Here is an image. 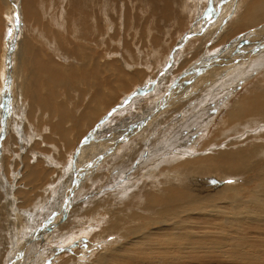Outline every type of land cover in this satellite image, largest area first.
I'll list each match as a JSON object with an SVG mask.
<instances>
[{
	"label": "bare ground",
	"instance_id": "1",
	"mask_svg": "<svg viewBox=\"0 0 264 264\" xmlns=\"http://www.w3.org/2000/svg\"><path fill=\"white\" fill-rule=\"evenodd\" d=\"M74 1L80 3V8L76 5L73 6L71 0H60L62 9L60 14L56 15L53 11L55 8H52V2L50 1L47 4L46 0H21L20 4V0H12L10 3L9 0H0V55L2 52L0 88L2 73L5 76L9 72L11 79H13L10 92L22 96L21 107L16 104L22 110L17 112L18 115L13 114L15 117L14 123L16 124L13 123V131L10 132L12 133L10 150L12 147L14 148L18 141L16 140L17 135L22 134L25 128L29 127L32 120L34 121V125H32L35 126V131L32 125L29 128L31 138H35L33 144L29 147V144H20L23 151L21 156L23 166L20 169L22 170V177L17 180V188L13 186L21 195V205L26 210L23 211L27 215L28 221H31V223L34 221L35 226L32 228L40 232L41 228L43 229L45 226H41L45 223V218L49 217L48 215L52 212L55 214V212L57 213L56 210L61 209L64 211L63 215L66 216V219L64 220L63 215L59 214L63 217L64 222L63 224L57 222L61 225L54 231L51 230L53 232L49 237L51 238L56 234L57 241L63 238L66 239L67 236L65 235H74L83 226L86 229H92L95 224L101 226L106 224L108 227L106 225V228L101 227L104 235L107 232H113L115 228L119 232V236H122L120 238L122 240L118 242L111 240L104 247V250L102 249L96 256L94 255L93 262L89 264H208L220 261V259H225L227 264L230 258L240 259V254L246 253L242 249L245 247L235 242H222V240L232 241L234 234L244 231L246 228L257 227L261 229L264 227V143L260 138L261 133L262 137L264 136V129L262 127L263 130L259 129L253 132L255 126L264 125V87L256 86L260 81L256 85L250 82L254 76L264 71V54L260 56L254 54L258 58L253 57L255 58L254 61L251 64L249 63V66L247 64V68L240 71L237 74L238 76L234 74L236 78L229 80L227 78V81L220 85L215 83V86L217 85L215 89L214 87L209 89L210 86L206 87V93L203 92L205 96L199 97L198 94L201 93V89L198 90L200 92L196 94L198 98L193 97L194 105L188 99L189 102L176 106L173 112L161 117L158 121L156 120V123L151 126V130L148 132L149 136L147 135V138L143 137L144 139L138 142L136 140L131 141L130 144L122 145L121 151L129 145L136 150L139 149V161L135 155L136 150H132L133 155L129 161L130 168L132 167L131 162L135 163L136 168L133 167L131 170H134L135 173L139 170L138 175H142L140 170L146 162L152 163L145 167H149V169H146V178L144 184L139 187V191H131L124 197L128 204H135L141 212L118 211L114 208L117 207L116 205L121 204L122 200H117L115 205L107 196L91 194L89 190L93 183L100 178L99 174L96 173H92L83 184L82 188L85 192L82 195L76 198L69 196L55 205L53 204L55 202L53 198L56 187L60 186L59 178L64 173H67L69 177L71 176L68 171L63 170H71L75 164L73 159H77L90 149L92 150L91 147L88 150L87 143L96 135L106 118L112 116L113 112L109 113L110 110L120 102L122 103L124 98H128L127 96L135 92L134 90L139 85L145 84L150 77H156L161 65L167 59L169 49L183 30L180 29V22L176 24L175 18L180 15L184 21H188L187 17H191L186 16V10H181L180 0H139V11L149 13L152 21L156 19V14H161L168 21L163 30H158L154 35L147 36V23L139 24L132 20V10L136 7L128 8L131 12L129 20H121L124 25L122 37L124 40L134 37L132 42L139 44V51H142L141 57L145 61V66L139 67L136 63L139 56L135 55L134 51L124 50L125 44H122L121 48L110 47V49L105 50L107 45L112 42L117 43L120 39L117 35L113 36L110 31L113 29L108 27L109 18L112 20L111 11L114 10V5H111L109 0ZM133 2L134 0H129V4ZM99 5L101 9L98 14L99 17H97L98 26H87L86 21H79L80 16L90 17L91 19L94 16L93 9ZM242 6L245 7V11L240 14L243 10ZM14 8L18 11V17L22 16V27H20L21 33L18 32L20 33L19 37L11 43L12 39H9L11 35H8L11 29L10 22L14 21L12 17L14 19L16 17L13 16ZM86 8H89L90 11L85 10ZM4 11L5 18L3 17ZM123 11L124 9L119 13L121 18ZM236 13L227 29H224L220 35L222 36L220 38L221 42L229 40L248 28L261 24L264 26V0H242ZM103 21L106 24L99 25ZM189 24L190 22L187 25ZM140 26L143 27L141 33L139 32ZM211 28L214 29V27ZM91 29H95L97 49L93 48ZM190 38L191 36L188 39ZM237 40H240V38H237ZM260 40L264 41V37H260ZM54 41L57 48L51 50L50 46L53 45ZM66 42L69 45L64 50L62 47L63 43ZM240 43L241 40L238 44ZM231 54L233 53L231 52ZM59 60L65 64L59 62ZM4 63L6 67L3 69ZM10 63L12 64L10 65ZM9 66L14 70L11 71ZM8 79L10 78L8 77ZM255 79L257 78L254 77ZM261 80H264V77ZM246 82L250 83L247 89L231 95L241 84ZM164 85L162 84L163 87H161L164 88ZM131 91L133 92L131 93ZM173 94L175 95V93ZM195 98L197 99L195 100ZM217 98L219 99L217 100ZM165 99L167 100V98ZM213 103L223 105L216 115V119H218L216 129L211 131L214 136L207 135L205 142L198 147L196 141L184 142L183 133L190 127L197 125L199 121L197 113L202 114L204 112L207 116L212 115L214 113L211 110ZM176 112L179 116L173 117L172 115ZM20 113L22 115L26 113L27 117H30L28 118L29 123H25L24 119L20 122L22 119ZM3 117L0 114V130L4 128L2 125L5 124L3 123ZM100 120H102L101 124H99ZM245 127L248 128L243 129ZM246 130H252L250 135L246 134ZM240 131H243L241 138L246 139L247 142L245 141L243 146L239 145L236 149H227L226 146L233 145L230 138L236 136ZM87 132L90 133L84 139L83 136ZM227 139L230 143L221 146L222 142ZM234 139L236 140L235 137ZM74 143L77 144V151L76 147L74 149L71 147ZM42 145H46L47 149H45L46 146L42 149ZM153 145L156 146V150L150 152L149 147ZM173 146L180 149L171 152L169 159L163 160L160 156L166 157ZM181 152L186 153L181 155ZM111 155L105 156L104 159L111 157ZM173 155L175 156L173 157ZM51 156H54V159H51ZM65 156L70 157L69 162L61 164L57 158ZM5 158L6 168L9 165L11 166V163L18 167L22 165L19 164L20 161L18 160L12 161L8 156ZM32 158L36 163H31ZM238 170L246 172L247 176L251 175L249 172H252L254 177H251L246 184H238L237 186L231 185V183L214 184L219 180L220 174H228ZM213 173L215 176H213ZM208 174L213 176V178H210V182L205 178ZM123 175H125L123 171H107L106 178L121 177ZM203 175H205V179L202 177ZM75 180L78 182L77 178ZM75 180L72 183H75ZM135 184L131 182L122 183L121 187H130ZM11 191L14 192V190ZM137 194L142 197L138 202L135 201ZM88 195L89 197H87ZM153 197L154 203L152 202ZM107 203H111L108 223L103 222V218L98 215V212L102 210L99 207L105 206ZM89 206L90 208H88ZM0 208L3 212L4 208ZM16 210L15 213L18 211ZM113 210L114 212H112ZM43 211H46V213L40 215ZM118 212L131 215L135 221L146 223L142 226L141 231H136L138 225H131L128 229L117 227V224H114L113 221L119 222ZM53 213L51 215H54ZM77 214H80V216L78 220H74ZM58 219L60 220L59 216H57ZM26 224L28 226V223ZM53 226L55 225L53 224ZM32 228L26 229L28 231ZM51 228L50 226L48 230ZM42 234L43 232L40 235ZM101 235L103 236V234ZM237 237L244 238L242 234L237 235ZM124 238H127V240H124ZM259 238L264 240L263 236ZM8 242L7 240L5 245H2L0 263L4 261V258L8 256V251L12 248V245H9ZM33 243L27 248L25 254L28 261L33 248L38 245L36 242V244ZM226 246L230 248L234 246V249H226ZM17 248L18 246L15 252L20 251L19 249L17 251ZM207 248L209 250L215 248L217 253L218 251L221 253L215 254L212 250L209 252ZM73 260V257L69 258L65 261V264ZM17 261L19 264V258H17ZM260 262L262 263L261 260ZM72 264H77V262H72Z\"/></svg>",
	"mask_w": 264,
	"mask_h": 264
},
{
	"label": "rangeland",
	"instance_id": "2",
	"mask_svg": "<svg viewBox=\"0 0 264 264\" xmlns=\"http://www.w3.org/2000/svg\"><path fill=\"white\" fill-rule=\"evenodd\" d=\"M10 1H12V0H9V3H10ZM49 1L52 2V8L56 9V10L55 9L53 10L54 13L56 15H59L61 12V9H62L60 0H46V2H48L47 4L50 3ZM61 1H66V0H61ZM109 2L111 5H114V10L111 11L112 20L109 18L108 27H109V29H113V30H110L111 34L113 36H115V35L119 36L120 39L117 43L115 42L116 44L114 42H112L111 44L107 45L105 50L110 49V47L121 48L122 44H125L126 47L123 48L124 50L134 51L135 55L139 56V58L136 60V63L138 64V66L139 67L145 66V61L141 57L142 51H139V44L132 42L134 40L133 39L134 37H131L132 39H127V40H124V38L122 37V29H123L124 25H123V22L121 20L123 19V21H128L130 18V13H131L128 10V8L136 7V9L132 10V18H133L132 20H134L135 22H137L139 24H146L147 23L146 24L147 25L146 35L147 36L154 35L158 30H163V28L166 27V25L168 24V21L165 20L161 14H156L155 15L156 19L154 21H152L149 13L139 11V0H134V2L132 4H129V0H109ZM241 2H242V0H239V1L238 0H180L181 10H186V13H187L186 16H191V17H187L188 21H184L180 15H178L175 18L176 24H177V22H180L179 23L180 29H183V30L179 34V36L176 37V41L174 42L172 47L169 49V51L167 53L168 55L166 57L167 59L165 60L163 65H161V68L157 72L156 77H150L151 80L148 79V81L150 80L149 82L147 81L145 84L139 85L137 87V89L134 90L135 92L131 91V93L132 92L133 93L130 96H127L129 99L124 98V101L122 103L120 102L119 104H117V106H114L113 109L110 110L109 113L113 112L112 116L106 118L105 122L101 125V128L97 131L96 135L93 136V138L87 143L88 144V150L90 149L89 147H91L92 150L90 149V151H87L86 153L82 154L77 159H73L75 164L72 166L71 170H63V171H68V173H70L71 176L69 177L67 173H64L59 178L60 186L56 187L55 196L53 198V200H55V202L53 204L56 205L58 203H61L62 201H64L69 196H73V198L74 197L76 198L79 195H82L85 192V190L82 188L83 184H85V182L88 180V177L92 173H96V174H99L100 178L97 179L95 183H93L91 189L89 190V192L91 194H93L95 196H98V195L99 196L102 195L103 197L107 196L108 198L111 199L112 202H114V204L117 200H122L121 204H118V205L115 204L117 207L114 209H117L118 211L120 210V211L131 212V213H135L138 211L141 212V210L137 206H135V204H128V201H126L124 199V197L127 194H129L131 191H139V187H141L144 184V181L146 178V173H145L146 169H149V167L148 168H145V167L147 165H151L152 163L146 162L141 167V170H140V173H142V175H138L139 170L136 173L134 172V170H131L133 167L136 168L135 163L131 162L132 167L131 168L129 167V161L131 159V156L133 155L132 150H136V149H134L131 145H129V146H127L126 149L121 151L122 150L121 147H122V145L130 144L136 140H137L136 142H138L139 140L144 139L143 137L147 138L149 136L148 132L151 130V126H153L156 123V120L158 121L161 117L167 115L170 112H173L174 109L176 108V106H178V105L181 106L182 104L189 102V100L194 105L195 101H194L193 97L198 98V95H200L199 97L203 96L206 93L205 92L206 87L210 86L209 89H212L213 87L215 89V87L217 85L225 83L227 81V78H228V80L232 79V78H236V76H238L237 74L240 71H243L247 68V64L249 66L252 63V61H254L253 59H255V58L257 59L258 56L264 54L263 53L264 51H262V50H264V41L260 40V37L261 38L264 37V33H263L264 32V26H263V24L254 26L252 28H248L247 30L242 31L241 33H238V35L237 34L234 35L233 37H231L227 41L221 42V40H220V38L222 37L220 35L224 31V29L225 30L227 29L228 24L232 21V19H234L233 17L236 16V14H237L236 11L240 8ZM56 3H59V4H57L58 6L56 5ZM20 4H21V0H20ZM71 4L73 6L76 5L80 8V3L75 2L74 0H71ZM193 4H194V6H193ZM100 9H101L100 5L93 9L92 13L94 14V16L91 19H90V17L80 16L79 21H83V20L86 21L87 26L88 25L98 26L97 25V17H99L98 14H99ZM123 9H124V11L122 13V18H121L119 13ZM126 9H127V11H126ZM242 9L243 10H242V12H240V14H242L245 11V7L242 6ZM14 10H15V8H14ZM14 10H13V13H14L13 16H16V17H15V19H14V17H12L13 18L12 20H14V21H11L10 23L14 24V26L11 25L13 28L15 26L16 27L18 26L19 29L15 27L14 31H12V34H11L12 35L11 37H13L12 42L16 41L14 39H17V37H19V35L21 33L20 27H22V22H21L22 16L18 17L19 16L18 11L17 10L14 11ZM85 10L90 11L89 8H86ZM187 11L190 13H188ZM191 12H193V13H191ZM212 14H213V16H212ZM5 15L6 14L4 11V15H3L4 18L6 17ZM214 15H216V16H214ZM17 17L19 19H17ZM214 17H215V19H213ZM213 21H214V23H213ZM220 21H221V23H220ZM189 22H190V24L187 25ZM222 22H223V24H222ZM155 23H157V24L155 25ZM105 24L106 23L103 21V22H100L99 25H105ZM211 27H214V29ZM142 29H143V27L140 26V28H139L140 33H141ZM257 29L260 30V33H259V30L257 31ZM16 30H17V33H16ZM255 31H257L258 34ZM18 32H20V33H18ZM90 33H91V37L93 39V48L97 49V45L95 43V40L97 39V37L95 35V29H91ZM190 36H191V38H190L191 40L188 39ZM49 38H50V36H49ZM237 38H240V40H241L240 44H238L240 40H237ZM57 40L61 41L60 39H57ZM55 43L56 42L54 41L53 45L50 46L51 50H53L54 48H57ZM202 43H203V46H202ZM248 44L251 46H249ZM68 45H69L68 42L63 43L62 49L66 50ZM196 46H197V48H196ZM259 50H261V51H259ZM254 51H256L257 53L256 52L254 53ZM231 52L234 55L231 54ZM254 54H258V56L257 55L254 56ZM11 56H12V54H11ZM253 57H255V58H253ZM0 59H2V52L0 55ZM250 59H252V60H250ZM59 62H61V61L59 60ZM141 62H143V63L139 64ZM61 63H63V62H61ZM11 64L12 63H10V65ZM63 64H65V63H63ZM3 65H4V67H3V69H4L6 67L5 63ZM9 68H11V71H12V69L14 70V68H12L10 66H9ZM216 69H217V71H216ZM236 69H237V71H236ZM234 74H236V76H234ZM10 75L11 74H9V72H7L5 76L2 73V80L3 79L4 80L1 83V88H0V93L2 92L0 95V97H1L0 98V110H2L0 114L4 116L3 117V119H4L3 123H5L7 125L6 126L5 124L2 123L3 125L2 124L1 125L4 126V128H2V130H0L1 131L0 132V207H3L5 209V210L3 209V212H1L2 208H0V258H1L2 245H5L7 240L9 241L8 242L9 245H12V248L8 251V256L5 257L4 261L1 262L0 264H10L11 262H12L11 264H18L17 258H19L20 263L22 262L21 264H27V263L28 264L29 263L30 264H65V261L69 258H72V257L74 258V260L71 261L70 263L68 262V264H72V262L73 263L77 262V264H89L90 262H93L96 254L98 252L102 251V249L103 250L105 249L104 247L108 243H110L111 240L117 241V242L121 241L122 239H120V238L122 236L121 235L119 236V232L115 228H114V231L116 230L115 232L110 231V232L105 233L106 235H104V232H102L103 231L102 228L103 227L106 228L107 225L104 224L103 226H101V225L95 224V225H93L92 229H90V228L86 229V227H84V226H83L84 228L80 227L81 229L78 227L79 229L76 228V229H78L77 230L78 232H76L74 235H72V234L65 235V236H67V238L66 239L63 238L60 241H57V239H56L57 235L56 234L53 235L51 238H49L51 236V233L57 227H59L61 224H63V222H64L62 220L63 217H64V220L66 219V216L63 215L64 211L62 209L56 210L57 213L54 211L55 214L52 212L54 215H51L52 214L51 213L50 215H48L49 217L45 218V220H44L45 223L43 222L44 224H41V226L42 225H45V226L43 227V229L41 228L40 232H39V230L36 231L35 229H33L35 226V224L33 223L34 221H32V223H31V221H28V219L26 217L27 215L23 211L25 209L22 208L23 206L21 205V202H22L21 195L17 192L16 183L18 184L17 180H19L22 177V172H21L22 170H20V169H22V166H23V164L21 163V156L23 154V151H22L20 144L21 143L24 145L29 144L28 147L33 144L35 138H33V137L31 138L29 128H31L30 125H32V124L34 125V121L32 120V122L29 124V127H26L22 134L17 135L16 140H18V141L14 145V148L12 147L13 149L11 148V150H10V147H11L10 145H12L10 143L12 141V139L10 138L12 136V133H10V132L13 131V127H14L13 125L16 124V123H14L15 117L13 114L16 113V115H18L17 112L18 111L21 112V110H22V108H19V106L21 107L22 96L17 95L14 92H10L11 82L13 83V79H11ZM263 75H264V71L260 74L258 73V75L254 76L257 79L254 80V77H253L250 80V82L256 85L260 81L256 86L264 87V80H261L264 77ZM7 76L10 79H8ZM167 80H168V82H167ZM253 81H256V82H253ZM262 81H263V83H262ZM215 83H218V84L215 86ZM162 84L163 85L165 84L164 88H162L163 87ZM249 84H250L249 82L241 84L234 91V93H232L231 95H234L239 91L247 89ZM2 87H3V89H2ZM202 88L204 89V91H202L203 90ZM1 89H2V91H1ZM13 89H14V87H13ZM209 89L207 88L208 91H209ZM194 90H196V92L198 90H200L201 93L199 91L196 93V92H194ZM158 91H160V92H158ZM172 92L175 93V95ZM203 92H205V93H203ZM198 93H200V94H198ZM196 94H198V95L196 96ZM180 95H182V96H180ZM192 95H194V96H192ZM165 98H167V100ZM180 98L182 101L180 100ZM197 98H195V100ZM192 99H193V101H192ZM218 99L219 98H217V100ZM178 100H179V102H178ZM179 103H181V104H179ZM16 104H18L19 106ZM222 107H223L222 104H216L215 105L213 103L211 105V110L214 113L212 115H209V116L205 115L204 112L202 114H198L199 113L198 112L197 116L199 118V121H198L197 125L190 127L188 130H186L183 133L184 142L188 143L191 140L196 141L197 147H198L200 144L205 142L207 135H209L210 137H213L214 135L211 134V131L216 129V126L218 123V119H216V115L219 113V111L222 109ZM177 114L178 113L176 112L172 116L173 117L179 116V114L178 115ZM20 115H21L20 118H22L20 120V122L24 119L25 123H29L28 118H30V117H27L28 115L26 113L23 115L20 113ZM110 119H111V121H109ZM101 121L102 120L99 121V124L102 123ZM262 127L264 129L263 124L255 126V129L253 130V132L261 129ZM32 128L35 131V126H33ZM247 128L248 127H245L243 129H247ZM263 129H261V130H263ZM91 130H90V132H91ZM159 131H162V130H159ZM251 131L246 130L245 132H246V134L250 135ZM90 132H87L83 136V138L85 139L86 136ZM91 133H93V132H91ZM242 133H243V131H240L236 136H233L232 138H230L231 141L233 142V143L231 142L233 145L226 146V148L227 149H236L239 145L243 146L246 139L241 138ZM263 133H264V130H263ZM96 136H97V138H96ZM234 137L236 138L237 141L234 139ZM83 138H82V140H84ZM260 138H261V141H263V143H264V136L262 137V133H261ZM37 139H38V137H37ZM31 140H33V141H31ZM242 140H243V142H242ZM81 141H80V143H81ZM235 142H236V144H234ZM229 143L230 142L227 139V140L222 142V145L221 144L220 145L225 146ZM248 143H249V141H248ZM42 146L41 147L43 149V148H45L46 145H42ZM76 146H77V144L74 143L71 147L74 149ZM77 148L78 147H76V151L78 150ZM45 149H47V146ZM179 149H180L179 147L173 146L171 148V150H169V152L166 154V157L165 156H160V157L163 160H167L170 158L171 152L178 151ZM216 149H218V148H216ZM155 150H156L155 145L149 147L150 152H154ZM116 151H118V152H116ZM127 151H128V153H127ZM110 153L113 155V157ZM143 153H144V151H143ZM185 153L186 152H183V153L181 152V155H184ZM107 155L108 156L111 155V157L104 159V157ZM135 155L138 157V161H139V149L136 150ZM175 155H173V157ZM7 156L12 161H17V160L20 161L19 164L20 165L22 164V165L20 167H18L15 164L11 163V166L9 165V167L6 168V162H5L6 158L5 157H7ZM180 158H183V157H180ZM184 158H186V157H184ZM51 159H54V156H51ZM57 159L61 164H65V163L69 162L70 157L65 156L63 158H57ZM31 163H36V161H34V159L32 158ZM15 168H16V170H15ZM107 171H123L125 175H123L121 177L106 178ZM249 174H251V175L247 176L246 172L239 171V170L230 172L228 174H222V175L220 174V176L218 177L219 180L214 182V184H217V183H218V185L219 184H226V183L230 184L229 181H232L231 185H235V186H237L238 184H246V182L251 177H254V175H252V172H249ZM210 175L211 174H208L207 177H205V175H203L202 177L207 178L208 182H210L211 181L210 178L211 177L213 178V176H215V174L213 176H210ZM76 178H77L78 182H76V180H75ZM73 180H75L74 181L75 183H72ZM11 181H12V184H11ZM127 182L136 183V184L134 186H130V187H121L122 183H127ZM9 185H11V186H9ZM63 185H64V189H63ZM13 186L16 188L14 189ZM8 189H9V191H8ZM11 190H14V192H12ZM15 194H16V196H15ZM17 195H19V196H17ZM87 197H89V195ZM141 198L142 197H139V194H137L135 201L138 202ZM96 200H98V199H96ZM153 200H154V197L152 198V202L154 203ZM12 203H14V204H12ZM110 204L111 203H107V205H105V206H100L99 209L102 208L101 211H99V209H98V211H99L98 215L101 218H103V222L108 223L110 220V214H109L111 212ZM3 205H5V206L7 205V206L5 207ZM20 207L22 210L20 209ZM88 208H90V206ZM14 209L17 211V213H15ZM13 211L15 214L13 213ZM112 212H114V210ZM44 213H46V211H43L42 213H40V215H43ZM59 214L63 215V217H61ZM57 216L60 217V220L58 219L59 221L57 220ZM79 216H80V214H77L75 216L74 220H78ZM54 217H56V218H54ZM8 218H10L11 220ZM118 218H119V222L113 221L114 224H117V227H122V228L128 229L131 225H138L136 228V231H141L142 226L145 225V223H146V222L135 221L131 217V215H126L122 212L121 213L118 212ZM5 219H6V221H5ZM55 220H57V221H55ZM57 222H60L61 224L57 223ZM26 223H28V226ZM5 224H6V226H5ZM47 224H48V227H47ZM53 224L55 226H53ZM50 226L52 228L49 229L50 230L49 231L48 228H50ZM46 227H47V229H46ZM26 228L27 229L32 228V230L27 231ZM22 229H23V231L25 230L24 231L25 233L22 231ZM51 230H53V231H51ZM37 232H39V233H37ZM42 232H43V234L40 235ZM46 232H47V234H46ZM117 232H118V234H117ZM8 233H10V234H8ZM38 234H39V236H38ZM101 234H103V236ZM239 234H242L244 236V238H238L237 235H239ZM34 235H36V236H34ZM40 236H41V238H40ZM44 236L46 239L43 238ZM260 236L264 237V227L261 229H259L257 227L246 228L244 231H241L239 233L234 234V238L232 241L223 239L222 242L223 241L226 243L235 242V243H238L240 245H243L245 248H242V249H243V251L246 252L244 254H240V259H233V258H230L229 260L226 259V260H228L227 264H264V240H261L259 238ZM12 239H14V240H12ZM124 240H127V238H124ZM12 241H13V243H12ZM35 242L38 245L33 248L32 253L29 256V261H28L27 256H25L27 248L30 245H32V243L36 244ZM39 242H41V243H39ZM53 242H56V243H53ZM25 243H27V244H25ZM248 243H249V245L247 246ZM22 244H23V246H22ZM17 246H18L17 251L19 249L20 250L19 252H15ZM225 248L227 249L230 247L226 246ZM230 249L233 250L234 246H231ZM208 250L209 249L207 248V251ZM211 250L213 251V253H215V254L217 253V250H215V248H214V250L213 249H211ZM211 250H209V252ZM218 253H221V252L218 251ZM229 253H231V252H229ZM19 254L21 255L20 257H19ZM25 260H26V262H25ZM260 260L262 261V263L260 262ZM208 264H226V263H225V259H220V261L208 263Z\"/></svg>",
	"mask_w": 264,
	"mask_h": 264
},
{
	"label": "water",
	"instance_id": "3",
	"mask_svg": "<svg viewBox=\"0 0 264 264\" xmlns=\"http://www.w3.org/2000/svg\"><path fill=\"white\" fill-rule=\"evenodd\" d=\"M11 25H13L14 26V24H11ZM16 27V26H15ZM14 27V28H15ZM14 28L11 26V29H10V33L12 34V31H14ZM8 36H10V35H8ZM12 36V35H11ZM13 37H11V39H12ZM9 39H10V37H9ZM13 40V39H12ZM12 40H11V43H12ZM10 43V44H11ZM6 53H7V51H6ZM6 55V54H5ZM8 60V59H7ZM2 82H3V80H2Z\"/></svg>",
	"mask_w": 264,
	"mask_h": 264
},
{
	"label": "snow or ice",
	"instance_id": "4",
	"mask_svg": "<svg viewBox=\"0 0 264 264\" xmlns=\"http://www.w3.org/2000/svg\"><path fill=\"white\" fill-rule=\"evenodd\" d=\"M17 19H18V17H17ZM9 35H11V33H9ZM229 183H232V181H229Z\"/></svg>",
	"mask_w": 264,
	"mask_h": 264
}]
</instances>
